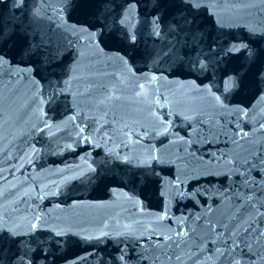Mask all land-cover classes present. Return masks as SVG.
Returning <instances> with one entry per match:
<instances>
[{
  "label": "water",
  "instance_id": "obj_1",
  "mask_svg": "<svg viewBox=\"0 0 264 264\" xmlns=\"http://www.w3.org/2000/svg\"><path fill=\"white\" fill-rule=\"evenodd\" d=\"M0 264H264V0H0Z\"/></svg>",
  "mask_w": 264,
  "mask_h": 264
}]
</instances>
